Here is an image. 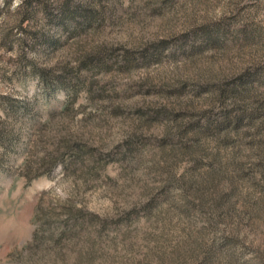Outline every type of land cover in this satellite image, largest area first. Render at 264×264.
<instances>
[{
  "label": "rangeland",
  "instance_id": "rangeland-1",
  "mask_svg": "<svg viewBox=\"0 0 264 264\" xmlns=\"http://www.w3.org/2000/svg\"><path fill=\"white\" fill-rule=\"evenodd\" d=\"M0 264H264V0H0Z\"/></svg>",
  "mask_w": 264,
  "mask_h": 264
}]
</instances>
